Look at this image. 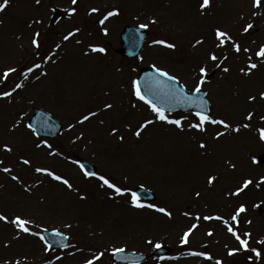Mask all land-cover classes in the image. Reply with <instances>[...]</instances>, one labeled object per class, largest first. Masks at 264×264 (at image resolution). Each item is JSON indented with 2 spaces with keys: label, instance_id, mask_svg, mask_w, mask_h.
Segmentation results:
<instances>
[{
  "label": "rangeland",
  "instance_id": "rangeland-1",
  "mask_svg": "<svg viewBox=\"0 0 264 264\" xmlns=\"http://www.w3.org/2000/svg\"><path fill=\"white\" fill-rule=\"evenodd\" d=\"M16 1L23 0H9L7 6ZM134 1L135 5L132 4L133 0H77L76 4H72V0H51L49 4H46L47 0H40L39 3L36 0H26L33 10L30 14L39 16L41 24L31 28L26 22L27 18L19 20L21 25L15 28L21 33L15 38L10 36V28H7L11 21L8 20L10 14L5 12L2 15L3 19L0 18L2 22L0 35L3 40L11 44L17 42L21 46L14 48L15 54L9 53V50H0V96L4 92L12 91L16 84L23 85L22 88L16 89L12 96L0 98V161H2L0 215L6 217L8 221L19 216L31 221L29 228L32 232L39 234L45 229L55 230L63 233L69 240V247L66 250L48 253L38 235L19 232L12 223L0 221V264H17V262L18 264H87L90 259L94 260L95 264H111L109 256L116 248L149 254L157 244L170 247L173 250L171 258L150 259L145 264H216L217 260L222 264H264V244L259 243L264 240V183H261L264 179V164L258 163V159L264 157V140L260 139V130L264 129V119H262L264 99L260 98L261 93H264V81L255 82L256 84L250 82L256 71L264 77V66L258 63L260 57L256 59L252 57L256 50L261 46L264 47V0H261L262 6L256 8V10L261 9L263 13L259 15L260 19L259 17L256 19L263 22L256 25L261 28L256 44H251L242 35L238 16L228 14L232 17L227 20L226 13L222 23L219 24L217 15L213 17L219 10L215 14L211 12V20L218 23L220 29L230 33L231 40L223 47L227 59L222 62V69L227 67L229 71L223 72L221 69L219 71L222 73L221 76L217 74L218 70L215 68L206 70L207 75L202 78L206 82L201 89L206 93L211 105L209 116L224 120L231 128L240 127V131L224 129L220 125L221 132L225 134L219 139L229 143L232 146L231 150L224 155L220 154L218 148L214 146L218 143L216 142L213 143L215 151L204 157L197 152L195 146L202 138L204 141L209 140L213 135V126L216 125L206 124V131L198 132L190 127L191 123L197 122L192 114H167L170 119L182 120L183 131L174 125L156 120L149 106L136 98L133 87L138 71L148 67L161 69L176 77V80L188 91L194 90L200 75L195 74L196 68L203 58L196 63L191 60L190 53L194 50L193 40L196 38L190 28L192 4H183L186 7L183 10L178 0ZM2 3L3 0H0V4ZM212 3L213 0H210L209 6ZM116 4L122 7L123 12L119 16L121 24L118 26V33L114 37L110 31L104 29L107 25L98 24V18L102 16L103 19L104 12L115 9L113 5ZM53 8L60 9L62 14L59 22L50 26L48 19ZM93 8L98 9L99 12H91ZM73 9H75L74 13H72ZM143 10H146L145 13ZM246 11L249 14L253 12L249 1ZM69 24L72 25L67 26ZM142 24L148 25V36L141 55L133 60L120 57L117 54V46H119L117 36L120 31L125 26ZM69 28L79 32L78 39L82 51H92L93 47L105 49L104 53L93 52L98 57L95 58L97 62L91 63L95 59L86 61L80 68L74 70L81 79L77 82L82 87L81 99L73 100L69 87L59 91L57 85L50 86L51 93L47 89L35 95L22 92L26 85L25 82H21L24 73L41 62L46 66V59L51 54V42ZM34 38L39 48L32 44ZM155 41H165L175 47L167 48ZM235 44L240 46L239 53L234 50ZM152 56H158L159 59L166 61V64L152 59ZM249 60L257 62V68L245 75L242 68ZM90 67H94L95 71L89 76ZM11 68L17 71L4 80L3 72ZM103 72L106 74L103 75ZM90 77L93 79H88ZM84 78H87V83L83 81ZM33 79H37V76ZM97 79L99 84L96 83ZM244 80L247 83L241 82ZM69 83L71 82L65 81L64 84ZM27 85L29 87V83ZM21 96L22 98L29 96V101L24 103ZM250 97L256 99L252 101ZM135 103L136 113H132L134 108L131 105L135 106ZM108 104H111L112 108H106ZM37 109L58 121L61 125L58 137L42 140L36 138L29 130L26 123ZM111 109L119 111L121 115L119 118L115 117L103 133L104 136H110L108 131L115 130L118 137L116 144L115 136L112 135V139L107 141L108 143H103L99 150L94 145L95 141L87 144V141L81 138L72 137V133L77 132L81 126L79 121L84 116L96 113L105 120L103 113ZM249 113L253 114L251 120L246 119ZM148 120L154 121L151 125L158 124L162 134L167 131V138L174 136L183 139L188 163H190L188 158L195 160L209 158V161L219 159L220 164L215 166L216 168L210 166L204 172L202 169H195V174H200L201 180L208 174L222 169L226 158L232 161L235 167H232L227 175L232 180L223 188L220 197H207L199 189V185H191L182 179L177 170L170 168L172 165L169 158L170 150L164 143L162 146L159 143L147 146L148 138L154 133L153 128H150L151 125L142 131L139 138L134 135V132ZM244 124H248L249 127L244 128ZM121 136L124 137L123 140L120 139ZM76 140L78 142H75ZM4 146L10 147L12 151H4ZM253 158L257 163H253ZM77 159L88 161L96 167L97 175H103L111 182L115 180L119 183L117 186L125 190L126 194L121 197L115 196L112 190L103 192L113 198L117 197V202H112L108 198L116 212L107 205L104 211L109 214L100 215L97 212L102 209L97 207L95 202H82V204L95 207V210L92 207L91 209L94 212L92 216L95 214L96 218V214L99 215V219H95L96 222L83 219L79 216L80 212H75L76 206L73 203V201L77 202L73 200L75 193L85 192L80 187L81 180L85 177L75 164ZM24 160L30 163L25 165ZM185 166L183 168L187 169ZM3 168H9L11 171L4 172ZM37 168L52 171L67 179L76 190L71 195L65 190L66 187L58 189L57 186L64 184H59L43 172H36ZM13 176L18 179L13 180ZM245 180H252L253 183L239 195H233L243 186ZM136 187H144L154 192L156 199L152 204L140 202L152 207H132L131 193ZM69 197H72L71 201ZM241 205L246 211L233 221L231 227L242 239L248 240V250L241 248L231 233L217 230L218 228L214 230V226L207 224L204 219L205 216L224 209L226 218L232 221V216ZM117 206L129 210L119 213ZM155 208H164L171 213V216L157 212ZM192 224L196 227L192 228ZM190 230L188 242L182 243L181 238L184 233ZM209 231L212 235H207ZM246 233L250 235H245ZM148 241L152 243L149 244ZM32 247L35 249L31 251ZM252 249L259 251L260 257H257ZM230 251L234 254L229 255ZM101 253H103L101 258L95 260V257ZM192 253H200V255H192ZM209 256L212 259L206 258Z\"/></svg>",
  "mask_w": 264,
  "mask_h": 264
},
{
  "label": "bare ground",
  "instance_id": "bare-ground-1",
  "mask_svg": "<svg viewBox=\"0 0 264 264\" xmlns=\"http://www.w3.org/2000/svg\"><path fill=\"white\" fill-rule=\"evenodd\" d=\"M57 1H62V0H57ZM96 1V0H95ZM175 1V0H173ZM177 1V0H176ZM180 1V5L183 6V10L186 9V7L184 6L185 3L186 4H192V12H190V17H191V24H190V28H191V33H194V35L196 36V38L193 40L194 43V50L193 52H191V60L192 62H199L200 59H202V62L199 63V65L197 66V71L195 74H200V69L204 68L205 70H210L212 68H215L218 70L217 74L222 76V73H219V71H221L222 69V62H224V58H225V54H224V49L223 47L226 46L227 41H225L224 45L222 47H218L219 41L216 39V30L219 29L222 32H225L224 30L219 28V24L222 23V18L223 16L226 14L227 20L228 18L232 17L228 14L238 16V20L242 27L241 33L243 36H245L247 38L248 41H250L251 44H256L257 40H258V36L259 33L261 32V28H258L256 25L258 23H263L261 20L257 21L256 19H260V16L263 15L262 10L258 9L256 10L255 7H253L254 4V0H213L212 5L208 6L207 8H204L203 10H201V4H202V0H178ZM248 1L251 3V10H253V12L251 14H249L248 11H246L248 9ZM51 2V0H47L46 4H49ZM133 5L136 4V2L133 0L132 2ZM184 4V5H183ZM141 8V6H140ZM32 8L30 7L29 4H27L26 0L23 1H16L13 4L5 7L4 11H0V18L3 19V13L8 12L10 14V16H8V20L11 19L10 23L8 24L7 28H10V36H13L15 38V36H17L20 30L18 28H15L19 25H21L20 21L23 18H27L28 20H26V22H28L32 28V26L37 27L38 24H41L39 21V16H33L32 13L33 10H31ZM171 9V8H169ZM217 10H219L218 13L215 14V12H217ZM144 13L146 10H143ZM142 11V12H143ZM256 11H258V13H256ZM211 12H214L215 15H213V17H215L217 15L218 18V23L213 22L211 20ZM196 13V15L194 16V14ZM260 15V16H259ZM33 16V17H32ZM201 21V22H200ZM25 22V23H26ZM199 22V23H198ZM0 23H2L0 21ZM24 23V24H25ZM251 23L253 25V27L245 32L244 29L245 27ZM121 22L119 21V19L113 17V18H109V20H107V22L105 23L104 29L110 31L112 33V35L115 37L118 33L119 27ZM204 27V29H203ZM17 30V31H15ZM70 33H73V29L69 28L66 32H62L60 33L55 39H53V41L51 42V54L48 56V58L46 59V66L45 63H40V67L37 68L36 66L34 67L33 71L28 73V78L25 79L24 75L21 78V82H25L26 85L25 87L22 89V92L26 91V93L28 94H41V92H45V90L47 89L49 93H51V87L53 85H57V89L59 91L63 90L64 87H69L72 92V99L75 101H78L81 99L82 94L80 89H82V87H80V85L77 82H80L81 79H79L77 77V73L74 70L76 68H80L82 66V64L86 61H90L92 59L98 58L97 56H93L90 54H85V52H80L79 50V46H78V41L79 39L76 37V35H69ZM230 36V33L225 32ZM68 35L69 39L65 40L64 37ZM78 35V34H77ZM4 38L1 37L0 35V50H9V53H13L15 54L16 51V47L20 46V44L17 42L14 44H11L10 42H6L3 40ZM197 41H201V43H197ZM15 45V46H14ZM15 48V49H14ZM261 49V47L256 50L255 54L252 56L253 58H257L258 56L256 55V53ZM216 55L217 60L213 61L210 59L211 55ZM204 55V56H203ZM5 58H10L9 56H5ZM152 59H156L162 63L166 64V61L159 59L158 56L155 57H151ZM45 61V60H44ZM81 62V64H80ZM97 62V60L95 59L94 61H92L91 63H95ZM254 63L253 61L249 60V62L245 63L243 65V71H248L251 70L249 69V65ZM219 65V67L217 66ZM264 66V63H261L260 66ZM98 67H96L97 70ZM95 71L94 67H90L89 70V76L91 75L92 72ZM101 71V70H100ZM195 71V69H194ZM67 73V74H66ZM106 73L103 72V75H105ZM181 74H183L181 72ZM35 76H37V79H33ZM45 77V78H42ZM87 77V76H86ZM88 79H93V77H90ZM236 80V79H234ZM66 82H71L69 84H64ZM84 82H88L87 78L83 79ZM264 81V77L262 76V74L259 71H256L253 78L250 80V82L256 84L255 82H263ZM242 83H247L245 80L241 81ZM29 83V87L28 84ZM97 84H99V80L97 79ZM49 84V86H48ZM51 86V87H50ZM27 89V90H26ZM21 94V93H20ZM22 98V96L20 97ZM23 101L24 103L29 101V96H23ZM134 110L132 111V113H136V109L137 105L135 103V106L132 104L131 105ZM92 113L88 114L87 116L90 117L89 120L85 121L84 123H81V126L77 129V132L72 133V137L74 139H79L81 138L84 141H87L88 143H91L92 141H95L97 148L100 150L101 149V145H103V143H108L112 138V135L115 136V144L118 140L117 134H112L113 130H109L108 134L110 136H104L103 130H106V128L109 126L110 123H112L113 119L115 117H118L121 115L119 113V111L115 110V109H111L110 111L103 113V115L105 116V120H103L101 118L100 115L96 114L95 116L91 115ZM133 116V115H132ZM103 117V116H102ZM83 120V119H82ZM150 128H153L152 132H154L151 137L148 138V143L147 146L150 147V144H155V143H159L160 146H162V143H164V145L170 150L169 152V158L171 159L172 165L170 166V168L177 170L179 172V174L181 175L182 179L185 181H188L191 185L195 186V185H199V189L202 191V193H204L207 197H220L221 196V191L223 190V188L225 186H227L228 184H230V181L232 180L231 177H227L228 172H230L232 170V161L228 158H226L224 160V167L220 170L215 171L214 173L208 174L207 176L204 177V179L201 180V175H196L195 174V169H202V172L206 171L210 166L211 168L214 166V168H216L215 166H219L220 161L218 158H216L213 161H209V158L204 159V156H207L210 152H214L215 151V147H213V143H216L214 146H216V148H218V152L220 154H225L228 153L231 150V145L227 142H222L220 141V139H216V134L218 132L222 131V127L220 125H216L213 126V135H211L212 137L209 140L204 141V139L202 138L201 140H199V143L196 144V150L197 152L202 155L203 159H193V158H188L190 160V163H188L186 161V149L184 146V141L182 138H176L174 136L167 138V131H164L163 134L161 133V131L159 130L160 127L158 124H154L151 125ZM170 130V129H169ZM75 131V130H73ZM73 131H70L73 132ZM171 133V131H169V134ZM166 137V138H165ZM81 142V140H79ZM90 141V142H89ZM108 141V142H107ZM75 142H78V140H76ZM99 146H98V145ZM113 144V145H115ZM200 144H204L205 147L204 148H200ZM259 147H263L260 146ZM193 149V147H192ZM229 149V150H228ZM197 157H199V155H197ZM185 164L187 166H185ZM185 166L184 169L183 167ZM183 168V169H182ZM73 172V171H72ZM74 175V173H72ZM75 177V175H74ZM210 177H216V179L214 180V182L209 185L208 183V179ZM199 181V183H198ZM112 183L119 184L118 182H116L115 180H112ZM198 183V184H197ZM101 183H97V181L95 180H88V181H83L81 180L80 183V187H82L83 189H85L86 191V195L85 196V202H95V205L99 208L102 209V211L97 212L100 215L103 214H109V213H105L106 211H104L105 208H107V205H109V207L114 210L116 212V210L110 205L109 201H108V197L107 195H109L108 193L105 195L103 194V192H105V190H103V187L100 186ZM58 189H65V187L63 186H57ZM68 188V187H67ZM76 187L72 185L71 189H65L69 194L73 193L72 190H75ZM103 190V191H102ZM102 191V192H101ZM72 195V194H71ZM77 197L75 196L73 198V200L77 201L73 203L75 204L76 208L74 209L75 212H80L81 217H83V219H87L93 222H96L95 219H99V215L96 214V218H95V214L92 213L93 210L91 209L95 207L87 204L84 205L82 204V200L81 197ZM87 197L90 198L89 200H87ZM209 198V199H210ZM69 200H72V197H69ZM125 202V201H123ZM117 212L119 213H123V211H128L129 209L123 207V206H117L116 207ZM111 212V211H110ZM210 216L212 217H222V220H217V219H212L209 220L210 224L212 226H214V230L215 228H218L217 230L220 231H228V226H231L230 223L231 221L226 217L224 209L220 210L218 213H214V214H210ZM120 218V217H119ZM122 219V218H121ZM178 219V218H176ZM123 220V219H122ZM180 220V219H178ZM224 221H228V225L226 226ZM192 228H193V224H192ZM221 233V232H220ZM35 248L32 247L31 251L34 250Z\"/></svg>",
  "mask_w": 264,
  "mask_h": 264
},
{
  "label": "snow or ice",
  "instance_id": "snow-or-ice-1",
  "mask_svg": "<svg viewBox=\"0 0 264 264\" xmlns=\"http://www.w3.org/2000/svg\"><path fill=\"white\" fill-rule=\"evenodd\" d=\"M37 3L40 2V0H36ZM77 3V0H72V4H76ZM9 4V0H3V3L0 4V11H4L5 7H7V5ZM210 4V0H203L202 4H201V10H203L204 8H207ZM262 5H261V0H254V4H253V7L255 8H260ZM75 9L72 10V13H74ZM98 9H95L93 8L92 9V12L95 13L97 12ZM70 13V14H72ZM115 15H118L117 12H109L103 20L100 21L101 24L104 23L105 20H107L109 17L111 16H115ZM151 23H155V21H151ZM141 28H147L148 25L147 24H142L140 25ZM253 27V25L251 23H249L244 31L247 32L249 31L251 28ZM105 34H107V31L105 30ZM37 36L39 35V33L36 34ZM69 35H74L72 33H70ZM65 40L69 39V36L66 35L64 37ZM216 39L219 41V44H218V47H222L225 43V41H230L231 40V37L225 33V32H222L220 31L219 29L216 30ZM79 42V41H78ZM155 43L157 44H162L163 46L167 47V48H174L175 45L171 44V43H166L165 41H155ZM197 43H201V41H197ZM32 44L39 48V44L37 42V40L34 38L32 40ZM234 47V50L239 53L240 52V46L238 44H235L233 45ZM92 51L93 52H100V53H104L105 52V49L103 48H96V47H93L92 48ZM244 51H248V49H244ZM256 55L258 57H264V47H261V49L256 53ZM210 59L213 60V61H216L217 60V57L216 55H211L210 56ZM224 59H227V57H225ZM251 59V57L249 58ZM219 67V65H217ZM37 68L40 67L39 64L36 65ZM155 67V66H153ZM257 67V64L255 63H252L249 65V69H255ZM17 70L15 68H11L5 72H3L2 76H3V79L4 80H7L8 77L11 75V73H14L16 72ZM33 69L29 68L28 69V72L24 73V77L25 79L28 78V73L32 72ZM155 71L158 73V76L159 77H163V78H166L168 81H176V77L174 76H171L169 75L167 72L165 71H162L161 69H155ZM223 72H228L229 69L227 67H224L222 69ZM243 71V69H242ZM200 73L202 76H206L207 73H206V70L204 68H201L200 69ZM249 73L245 72V75H247ZM206 81L204 79H200L198 84L195 86V93L199 94L201 92V87L202 85L205 83ZM23 85L22 84H16L15 88L10 91V92H4L2 94V96H0V98H5V97H10L12 96L13 92L18 89V88H22ZM133 87H134V94L136 96V98L140 101H142L144 104L148 105L150 110L155 114V119L156 120H159L161 122H164L166 124H169V125H174L177 129L183 131L184 130V126H183V122L182 120L180 119H170L169 116L166 114L167 110L165 108H162V107H158L156 103H154L151 99H147L145 97L144 94H142L141 90H140V86H139V82L138 81H134L133 82ZM171 95L176 99V101L178 103H187L188 104V107H191V108H195L197 109L193 114L194 116L196 117V120L197 122L196 123H191L190 124V127L192 129H195L196 131L198 132H205L206 131V128H205V125L206 124H212V125H222L224 129H231L232 131H235V132H239L240 131V127H236V128H231L230 124H228L227 122H225L224 120H218V119H213L211 118L208 114H207V111L204 110V104L205 102L200 99V98H197V99H193L192 96H189L187 93L184 92L183 90V86H181L180 88L176 89L175 91H173L171 93ZM206 95V94H205ZM261 99H264V93H261V96H260ZM256 98L255 97H250V100L254 101ZM106 108L110 109L112 108V105L111 104H108L106 105ZM91 115L95 116L96 113H92ZM253 117V114L252 113H249L248 116L246 117V119L248 120H251ZM90 117L89 116H84L83 120L79 121V123H84L85 121L89 120ZM264 119V118H262ZM154 121L153 120H148L145 124H143L142 126H140L139 130H136L134 132V135L139 138L141 136V133L142 131L148 127V125H151ZM29 128H31L32 126L29 125L28 126ZM244 128H248L249 125L248 124H244L243 125ZM112 134H115V130L113 131ZM225 133L224 132H218L216 134V139H219L220 136H223ZM121 140L124 139L123 136L120 137ZM260 139L261 140H264V129H261L260 130ZM40 145H37V147H39ZM50 147V146H49ZM205 145L204 144H200V148H204ZM4 151H7V152H11L12 149L8 146H4ZM51 154V153H50ZM0 163H2V161H0ZM23 163L25 165L29 164L30 162L28 160H24ZM253 163H257L256 159L253 158ZM232 167L234 168L235 165H232ZM81 168L83 169L84 166L81 165ZM2 171L4 172H10L11 169L9 168H3ZM36 172L38 173H45L47 176L51 177V179L53 180H56V181H59L60 183L66 185L69 189L72 188V185L69 183V181L67 179H64L62 178L61 176L59 175H56L55 173H53L52 171H49V170H46V169H41V168H37L35 169ZM84 175L86 177H92V176H95V178L99 181H101V184L100 186L101 187H107L108 189H111L116 195H120V196H123L125 195V190H122L120 187H118L117 185H115L114 183H112L108 178H106L105 176L103 175H96L95 173H90V172H87L85 171L84 172ZM13 180H16L18 179L16 176H13L12 177ZM216 179V177H210L208 179V183L209 185H211L214 180ZM253 183L252 180H245L243 182V186L241 188H239L235 193H233V195H239L241 192H243L245 189L248 188L249 185H251ZM261 183H264V179L261 180ZM131 196H132V200H131V205L132 207H135V208H143V207H152V205H144L142 203L139 202V197L136 195V193H131ZM197 196H199V193H197ZM84 197H81V199H83ZM155 211L157 212H161L163 213L164 215L166 216H171V213L168 212L166 209L164 208H155ZM246 209L243 205H241L239 207V209L236 211L235 215L232 216V220L235 221L236 218L243 212H245ZM197 219H200V217H197ZM205 220H212V219H217V220H222L223 218L222 217H212V216H205L204 217ZM0 221H5V222H10L12 223L13 225H15V227L17 228V230L19 232H23V233H27L29 235H38V233L36 232H32L29 228V225L31 224V221L29 220H26V219H23L19 216H17L15 219L11 220V221H8L6 217H4L3 215H0ZM225 225L227 226L228 225V221H224ZM66 227H71V225H66ZM196 226L193 225V228H195ZM45 231H47L45 229ZM228 231L235 237V239L239 242V245L241 248H243L244 250H248V240L247 239H242L240 235H238L235 231H233L232 227L231 226H228ZM191 234V230L189 232H185L184 233V236L181 238L182 239V243H187L188 242V237L189 235ZM54 236H58V237H63V234L60 233L59 231H55L53 233ZM208 235H212L211 232L208 233ZM245 235H250V234H245ZM42 241H45V237L44 236H40L39 237ZM64 239H67V237H63ZM46 243V246L47 247H51L50 244L47 243V241H45ZM149 244L152 243V241H148ZM259 243H262L264 244V240L262 241H259ZM157 248L160 247V245H156ZM125 251L124 248H116L114 251H113V255H117L119 253H123ZM253 252H255V255L257 257H260L261 253L259 251H256L255 249H252ZM229 255H233L234 252L230 251L228 253ZM103 255V253H101L100 255L96 256L95 257V260H99L101 258V256ZM192 255H200V253H192ZM207 259H212V257H206ZM18 264V262H17ZM87 264H95V261L94 260H88L87 261ZM216 264H222L221 261L217 260L216 261Z\"/></svg>",
  "mask_w": 264,
  "mask_h": 264
},
{
  "label": "water",
  "instance_id": "water-1",
  "mask_svg": "<svg viewBox=\"0 0 264 264\" xmlns=\"http://www.w3.org/2000/svg\"><path fill=\"white\" fill-rule=\"evenodd\" d=\"M129 31V30H128ZM127 31V32H128ZM137 34V31H134L133 32V34ZM139 45H140V40H137L136 38H135V41H134V45H132V46H130L131 47V50H135L136 52H134V54L135 53H137V51H138V49H139ZM122 53H125V48L121 51ZM133 54V55H134ZM154 73H149V75H153ZM146 76H148V75H145V77ZM140 86H141V89H142V91L144 92V93H146V87H145V80L144 79H142L141 81H140ZM196 97L197 98H200L201 97V95L199 96V95H196ZM170 109H176V108H173V107H171ZM204 110H206V107L204 106ZM36 119H40V116H37V118ZM43 120L44 121H48V119L46 118V117H43ZM35 121H37V120H35ZM140 194H143V195H146V197L145 198H148V199H150L151 197L149 196L148 197V193L147 192H145V191H141L140 192ZM54 247V246H53ZM158 253H160V252H158ZM139 259L140 258H133V257H131V255L130 254H124V253H119V259H117L118 261H120V262H129V263H133V262H139Z\"/></svg>",
  "mask_w": 264,
  "mask_h": 264
}]
</instances>
